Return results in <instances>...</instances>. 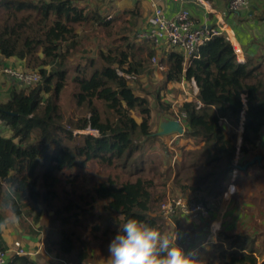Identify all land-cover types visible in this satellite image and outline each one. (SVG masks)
<instances>
[{"label": "trees", "instance_id": "trees-1", "mask_svg": "<svg viewBox=\"0 0 264 264\" xmlns=\"http://www.w3.org/2000/svg\"><path fill=\"white\" fill-rule=\"evenodd\" d=\"M112 4L0 0V71L6 60L15 58L40 75L32 86L13 80L8 94L0 98V203L17 216L23 214L27 201L42 205L49 214L41 225H46L42 238L57 257L93 261L97 254L93 242L106 240L103 236L117 224L122 244L135 241L141 232L153 236V242L140 244L148 255L147 264H179L183 244L181 248L172 244L171 235L164 239L167 244L158 242L162 231L153 210L165 194L156 197L158 186L169 185L173 195L203 201L211 210L207 218L212 219L230 185L237 152V165L260 154V164L239 170L228 206L248 196L264 199V51L245 47L244 61L239 62L226 35H216L200 47V57L184 72L182 54L168 52L162 89L182 77L193 78L201 103L192 98L178 103L184 132L177 134L171 148L167 135H157L151 128L149 92L139 93L134 80L123 75L136 79L145 72L152 74L149 59L156 50L148 42H132L141 18L138 8L112 15ZM260 19L264 20V13ZM102 35L105 44L94 55H85V40ZM74 57L77 62L72 64ZM68 77L72 102L83 114L64 118L60 95ZM154 95L168 111L165 117H174L170 103L162 102L159 91ZM86 129L96 134L83 133ZM156 144H161V153L149 150ZM145 161L150 163L147 172ZM91 162L100 169L119 167L128 178L108 172L86 182L79 176ZM154 170L158 174L149 175ZM261 220L264 223V216ZM76 229H85L87 236ZM219 236L242 252L221 246L217 259L204 264H257L255 240L248 229L233 235L223 231ZM7 264H31V260L10 254Z\"/></svg>", "mask_w": 264, "mask_h": 264}, {"label": "crops", "instance_id": "crops-1", "mask_svg": "<svg viewBox=\"0 0 264 264\" xmlns=\"http://www.w3.org/2000/svg\"><path fill=\"white\" fill-rule=\"evenodd\" d=\"M154 1L168 15H173L183 7L188 8L192 16L200 25L203 23L214 25L216 21L214 13L218 14L226 11L228 3V0H203V4L191 0L186 2H175L172 0ZM134 8H138V13L141 17L138 27L141 29L147 28V20L152 12V6L149 1L117 0L113 3L112 10L114 12H122ZM263 13L264 4L256 0H250L249 7L246 10L241 13L230 12L225 17V21L228 24L227 29L230 32L229 40L231 44H239L243 53V48L245 47L254 48L257 52L264 51V20L260 19ZM156 52L160 53V50ZM4 65L26 69L25 63L15 58L6 60ZM13 84V80L6 75L3 74L0 76V88H3V93L8 94ZM167 89H170V84L167 85ZM172 89L173 93H175V97H177L176 95L179 92L178 88L173 87ZM179 95L180 94H178V96ZM168 118L170 117L164 116L162 119H159L158 129L160 123ZM136 121L139 122L140 120ZM173 137L179 138L177 133H172L169 138L171 139ZM240 138L241 134L237 143L238 146L240 144ZM237 158L238 154L235 157V160H237ZM234 186L233 181V186H231V188L229 187L230 190L228 188L226 191L228 192V195L225 193L223 205L221 203L222 206L220 205L218 209L219 211H217L215 217L212 219L198 220L182 215L178 216L179 219L177 218L176 223L180 226H178L179 230L177 238L178 243L181 245L183 244L179 264H187L188 262L190 264H204L208 261L214 262L217 259L216 255L218 249L221 246L227 251L236 250L242 252L237 246L231 247L226 245L227 241H223L222 236H219V233H222L223 231L229 235H233L237 230L242 228L248 229L249 233L255 240L253 254L256 257L257 264H264V223H261V219L255 217L256 211L252 210L254 206L247 202L246 199H237L234 205L228 206L230 198L234 193ZM28 207L27 215L31 216V220L24 218L28 224L25 225L24 223L23 225V214L17 216L9 207L0 203V214L3 217V220L0 223V247H4L8 251V255L12 254L14 242L18 241L27 251V256L31 260V264H106L105 262H107V264H116L113 262L115 261V256L113 255H111V258H108L107 261H98L99 255H95L93 261L85 260L80 262L74 257L69 260L57 257L55 251L51 247L49 248L40 233L41 221L45 216L44 209L41 205L32 203ZM216 220H219V222H215ZM207 221H209V225H206ZM184 222H187V226H182ZM215 224L218 226L215 227ZM26 228L32 229V231H29ZM179 235L184 237L181 241L179 240ZM182 258H185V261H183Z\"/></svg>", "mask_w": 264, "mask_h": 264}, {"label": "built area", "instance_id": "built-area-1", "mask_svg": "<svg viewBox=\"0 0 264 264\" xmlns=\"http://www.w3.org/2000/svg\"><path fill=\"white\" fill-rule=\"evenodd\" d=\"M108 2H116L117 0H106ZM152 6V12L147 20V28H143L138 32V37L142 41L149 42L156 51L169 52L176 51L183 56L182 72L185 68L195 59L200 57V47L206 42L211 40L216 35L225 34L227 39H230V32L227 29V23L225 17L230 12H239L240 10H246L249 7L250 0H228L227 9L221 13H214L216 16L215 24H198L195 18L192 16L188 8H181L173 15H168L161 7H159L154 0H147ZM175 2H186L189 0H172ZM203 4V0H191ZM264 2V0H261ZM233 49L236 53L237 60L239 62L244 61V53L242 48L237 43H232ZM170 49V50H169ZM169 50V51H168ZM153 63L156 62V56L152 57ZM162 68L161 66H159ZM3 74L24 86H32L40 80V75L36 70L21 69L9 65H3ZM124 75V74H123ZM183 95L181 98L174 99L170 102L171 110L174 114V119L178 120L183 125L184 113L179 112L178 103L188 100L196 99L198 93V87L193 78L189 80L183 77L179 80ZM184 85L189 88L186 90ZM198 105L201 103L197 100ZM184 126V125H183ZM92 134H96V131L90 130ZM171 146V144H169ZM172 148V147H171ZM237 165V160L234 161V167ZM238 170V169H237ZM239 172V170H238ZM237 177V176H236ZM233 171H232V181ZM211 213V210L207 204L201 200H195L186 198L181 195H173L169 191L166 197L159 204V218L162 223L168 226L171 231V242L177 247H180L178 243L177 223L175 217L182 215L192 219L204 220ZM181 248V247H180ZM182 249V248H181ZM8 251L0 248V264H7ZM12 254L27 255V251L21 246L18 241L14 242V248ZM185 261V258H182ZM250 264V263H242Z\"/></svg>", "mask_w": 264, "mask_h": 264}, {"label": "rangeland", "instance_id": "rangeland-1", "mask_svg": "<svg viewBox=\"0 0 264 264\" xmlns=\"http://www.w3.org/2000/svg\"><path fill=\"white\" fill-rule=\"evenodd\" d=\"M111 6H112V9H113V4ZM116 12L112 11L111 14L113 15ZM110 17H111V15L108 16V18H110ZM140 29L138 27L137 30L135 31V34L132 35V37H131L132 42H134L136 44H142L143 42H147V41H142L137 36L138 32L140 31ZM81 33H83V31ZM102 38H103V35L100 36L99 39L96 38L95 36H91L90 40H85L86 41L85 42V46L87 48V53L85 55H87V56L94 55L95 52L97 51V49L100 46H103L105 44V42L102 40ZM149 45H150V43H149ZM165 52L164 53L163 52H160V53L156 52L154 55H152L150 57V59H149L150 60L149 68L153 69V73L151 72L152 74L147 75V73L145 72L143 74L138 75L136 79H134L135 76H133V75L125 74V78L126 79L134 80V81H132V85L134 86V88H136V90L139 93L149 92L148 96H149V99H150V102H151V107H152L151 121H150L151 122V128H152V130H154L156 132L159 130L158 129L159 119H162L165 116V114L167 115L168 111L166 113V111L164 109H162V107L158 104V100L155 97L156 94L154 95V93L159 91V95H160L159 97H160V99L162 100L163 103L173 102L174 99L181 98L182 96L180 97V95H183V93H184L181 90V85H180L179 81L168 83V84H170V89H167V87H166V89L165 88L162 89V87H161V85H162V70L164 68V59L166 58V56L168 54V52H166V53ZM153 56H156V62L157 63H155V64L152 61V57ZM83 57H84V55H83ZM74 61H75V57L70 60V63L75 64L77 62V59H76L75 63H74ZM159 66H161L162 68H160ZM2 67H3V65H2ZM121 73L122 72H120L119 74H121ZM1 75H3V71H0V76ZM70 79H71V77L67 78V84L63 88V90L61 92V95H60L61 112H62V115H63L64 118H66V116H68V115H77V114L80 115V114H83L82 108H77L75 106V104L72 102V95H71L72 86H71V83H70ZM173 87L178 88V91H179L178 94H180L179 96L177 94L176 95L177 97H175V93H173V89H172ZM184 87H185L186 90H189V88H187L185 85H184ZM2 91H3V88H0V98H3L4 95H6V93H3ZM245 109H246V107H244V110ZM133 116L135 117L136 120H140L139 116L137 114L133 113ZM170 118H172V116ZM242 120H243V117L241 118V122H242ZM240 125H242V124H240ZM85 132H90V130L89 129L83 130V133H85ZM171 134H168L167 137L169 138ZM239 134H240V132H239V128H238L237 143H238V140H239ZM176 138L175 137H173L171 139L169 138L168 145L169 144L172 145L173 142H175V140L178 139V138L177 139ZM160 147H161V144H156L154 147L152 146L149 150L152 153H155V151L158 152V153H161L160 152V150H161ZM139 152L140 151H137L135 153V155H137ZM237 154H236V156H237ZM143 166H144V168L146 169V172H147V169L150 166V163L145 161ZM108 172L111 173L112 175L119 174L121 179L128 178V174L125 173L123 171V169H121L119 167L115 168V169L112 168V169H109V170H106L104 167L102 169H100V167L96 166V164L93 163V162H91L89 164L88 171H86L84 173L81 172L79 178L81 179L82 177H86L87 178L86 182H94V181H96V180H98L100 178H104V175H106ZM158 172H155V170H154L149 175L156 176L158 174ZM239 174L240 173L238 172L237 168L234 167L233 168V178L235 176H238ZM239 183H240V181L237 183V185ZM231 186H233V181L231 182L229 187L231 188ZM168 187H169V185L168 186L166 185L165 187H162V185L157 187L158 193L156 194V197H158V194H161L163 191H164L165 194L163 193L164 196L161 199H159L157 202H155L154 210H153V214L154 215H159L158 214L159 204L166 197L167 192L170 191L168 189ZM228 188H227V190H228ZM230 188H229V190H230ZM247 190L248 189H246L245 191L241 190L243 192L238 194V197H242V195L244 193H247ZM226 191H225V193H226V195H228V192H226ZM225 193L223 194V197H222V205H223V201L225 199ZM239 199L241 200L242 198H239ZM246 200L250 201L251 204L254 205L252 210L256 211V213L254 212L255 213V217L257 219H261V216H264V212H260L258 209L264 210V199H260V198H255L254 199L252 196H248ZM30 204L31 203H28V201H27L25 207H23V209H22L23 210V217L22 218L24 220V221H22L23 225H24V223H25V225L28 224V223H26V219H24V218H27V219L31 220L30 219L31 216L27 215V212H28L27 210L29 209L28 206ZM178 216L179 215H177L175 217L176 221H177ZM48 217H49V214L46 215V213H45V216L43 217L44 219H42V221H41L42 222L41 225L45 224L46 220L48 221V219H49ZM82 220H83L82 222L84 224H86L85 219H82ZM157 222H158V224H160V228H161V231H162L161 232L162 234L160 235V239L161 240L158 241V242H161L163 244H167V241L164 240V239H166L168 236L171 235L170 234L171 231L169 230L167 225H165L164 223L161 222L159 217H158ZM215 222H219V220H216ZM261 223H263L262 220H261ZM184 225L187 226V222H184V224L182 226H184ZM44 226L46 228V225H44ZM178 226H180V225H177V229L179 230ZM216 226H218V225L215 224V227ZM86 227H87V229H89V225H86ZM45 228L40 226V233H41L42 237H43V234L45 233ZM110 229L113 230V231H109L106 236H103V238H106V240H99V242L98 241H94L93 242L94 253H97L96 255H99L98 261H100V260L107 261V259L111 258V255H113V256H115V259H114L115 261H113V260L112 261L115 262L116 264H147L148 263V261H149L148 260V255H146V252L142 251V249L140 248V244H141L142 241L153 242L154 238H153V236L150 233L141 232V234L138 236L137 239H135V241L132 240V241L129 242V244H122L121 243L120 234L118 232L119 225L112 224ZM27 230L32 231V229H27ZM76 230L80 232L81 236H83V237L87 236V234L84 232L85 229H82V231L80 229H76ZM178 230H177V232H178ZM183 238L184 237L179 235V240L180 241ZM154 241L156 243V240H154ZM120 256L124 257V258H121ZM119 259H120V261H119ZM173 261H174V259L171 258L170 263L173 262ZM97 263H99V262H97ZM105 263L107 264V262H105Z\"/></svg>", "mask_w": 264, "mask_h": 264}, {"label": "water", "instance_id": "water-1", "mask_svg": "<svg viewBox=\"0 0 264 264\" xmlns=\"http://www.w3.org/2000/svg\"><path fill=\"white\" fill-rule=\"evenodd\" d=\"M184 132V126L176 119L174 118H168L163 120L159 125V130L155 132L157 135H168L171 133H177L179 135L183 134ZM262 159V156L260 154H257L253 156L247 163L244 165H236V168L238 170H244L246 169L250 164H253L257 162L260 164ZM206 225H209V221L206 222Z\"/></svg>", "mask_w": 264, "mask_h": 264}, {"label": "bare ground", "instance_id": "bare-ground-1", "mask_svg": "<svg viewBox=\"0 0 264 264\" xmlns=\"http://www.w3.org/2000/svg\"><path fill=\"white\" fill-rule=\"evenodd\" d=\"M124 76H125V74H124Z\"/></svg>", "mask_w": 264, "mask_h": 264}]
</instances>
